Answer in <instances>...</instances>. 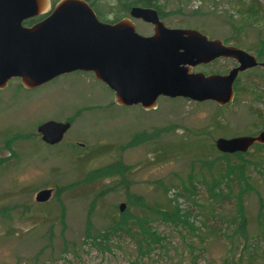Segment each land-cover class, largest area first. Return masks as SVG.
<instances>
[{"label": "rangeland", "instance_id": "obj_1", "mask_svg": "<svg viewBox=\"0 0 264 264\" xmlns=\"http://www.w3.org/2000/svg\"><path fill=\"white\" fill-rule=\"evenodd\" d=\"M101 2L111 19V0ZM249 3L159 0L160 19L225 44L237 40L264 62V24L247 15ZM130 20L139 34L152 32ZM235 64L221 57L192 70L223 74ZM232 88L224 105L159 96L155 108L142 109L115 103L88 71L34 88L10 78L0 89V264H264V147L227 156L214 147L217 137L264 129V67L238 73ZM47 120L70 122L57 143L36 131ZM41 188L51 195L36 202ZM132 193L145 206H128ZM120 202L153 232L139 240L152 247L145 254L121 232L82 241L117 218ZM175 210L184 221L162 214Z\"/></svg>", "mask_w": 264, "mask_h": 264}, {"label": "water", "instance_id": "obj_2", "mask_svg": "<svg viewBox=\"0 0 264 264\" xmlns=\"http://www.w3.org/2000/svg\"><path fill=\"white\" fill-rule=\"evenodd\" d=\"M43 15L30 24L23 21ZM130 19L152 26L139 34ZM227 57L235 61L226 73L193 71L198 64ZM264 66L254 55L221 39L208 38L195 28L167 27L153 7L133 5L128 16L101 21L85 0H0V89L10 78L34 88L54 77L88 71L113 93L118 105L156 107L159 96L211 100L224 105L233 97L238 73ZM264 103V95L262 96ZM69 121L47 120L36 126L41 141L54 144L69 128ZM254 143L264 144V129L253 135L217 137L221 153L245 152ZM50 188L36 191L44 202ZM125 204L120 202L118 210Z\"/></svg>", "mask_w": 264, "mask_h": 264}, {"label": "trees", "instance_id": "obj_3", "mask_svg": "<svg viewBox=\"0 0 264 264\" xmlns=\"http://www.w3.org/2000/svg\"><path fill=\"white\" fill-rule=\"evenodd\" d=\"M56 1L57 0H51V5H53ZM85 1L93 9L97 18L101 21H106V22H114V21L120 19L121 17L128 16L129 7H131L133 5H139V6H144V7H153L157 10L159 18L161 17V14H162L161 10L159 9V0H111V5H112L111 8H114V15L112 16L111 19H106L105 15H103V3L101 2V0H85ZM246 10H247V15L249 17L259 18V20L261 22H263V24H264V11H263L261 5L259 4V2H257V0H250V3L248 4V7ZM42 17H43V15L28 18V19L23 21V24L24 25H30V24L40 20ZM233 43L236 45L240 44L237 40H234ZM259 54H261V53H259ZM139 136L141 137V135H139ZM252 146H255L257 148H261V147H264V144L254 143ZM103 151H104V148L101 149V147H99V148H96L94 153H99V152L101 153ZM242 153H244V152H234L235 155H239ZM221 154H225V153H221ZM227 155H229V154H225L224 156H227ZM130 195H131V197H130L131 203H128V206H133V205L134 206L135 205L145 206V204L141 202L142 198L140 196H136L133 193ZM137 202H140V203H137ZM91 204L92 203H90L89 207L92 206ZM162 214H163V216L167 215L168 218H175L177 220H180V216L177 214L176 210L173 212H165ZM58 219H59L58 222L60 225L59 233L61 235L62 245L65 246L68 243L66 240H64L62 238V234H63V231L65 229V225H64L62 217H60ZM180 221H184V220L181 219ZM243 222L244 221L242 220L239 224L242 225ZM53 225H54V222L48 223V227L46 230L47 235L50 234L51 227H53ZM188 225H189L190 229H192V224L188 223ZM88 227H89V222L86 223L84 230L88 231L89 230ZM93 231L95 232V234L92 235L91 238H89L88 236H86L87 234H85L84 238L82 237V241L86 242L87 240H91L94 242V239H98L99 237L100 238L105 237L104 240H106L109 237V235H114V234L117 235L116 233L121 232V233L127 235L130 241H133L135 244H138L137 250L139 253L145 254L146 252H148L152 248V247H150V243L146 242L144 244H141L139 240L143 236H147V235L152 236L153 232L150 230V228H148V225H146V222H144V219L142 218V216L140 217L139 215H136L133 213L131 214L128 209H124L121 212H119L117 215V218H110L109 223L106 226H104L103 228L94 229ZM98 240H100V239H98ZM154 240L155 241L157 240L156 237Z\"/></svg>", "mask_w": 264, "mask_h": 264}, {"label": "flooded vegetation", "instance_id": "obj_4", "mask_svg": "<svg viewBox=\"0 0 264 264\" xmlns=\"http://www.w3.org/2000/svg\"><path fill=\"white\" fill-rule=\"evenodd\" d=\"M216 59V58H215ZM215 59H213V60H215ZM212 60V61H213ZM211 62V61H210ZM259 62H262V61H259ZM209 63V62H208ZM264 63V62H263ZM207 64V63H206ZM206 64H198V65H206ZM257 66H260V65H257ZM256 67V66H255ZM261 67H264V66H261ZM204 73V72H203ZM208 73H211V72H208ZM208 73H204V74H208ZM65 121V120H64ZM68 121V120H67ZM70 123V122H69ZM67 131V130H66ZM65 131V132H66ZM51 189V188H50ZM51 192H52V190H51Z\"/></svg>", "mask_w": 264, "mask_h": 264}]
</instances>
